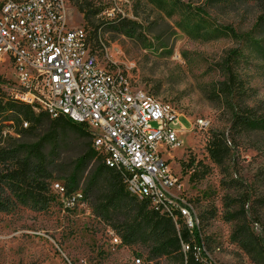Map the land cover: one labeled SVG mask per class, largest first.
Wrapping results in <instances>:
<instances>
[{"label": "rangeland", "instance_id": "rangeland-1", "mask_svg": "<svg viewBox=\"0 0 264 264\" xmlns=\"http://www.w3.org/2000/svg\"><path fill=\"white\" fill-rule=\"evenodd\" d=\"M66 2L68 22L85 29L100 63L120 69L179 114L181 145L164 158L178 177L176 193L193 207L194 230L208 258L213 264H264V130L239 134L230 127L233 111L264 108V63L253 55L240 61L246 90L234 93L229 104L218 91L226 82L229 52L240 47L239 37L261 13L258 2L80 0L82 13L75 0ZM13 73L8 61L0 63L5 98L14 88ZM216 134L227 144L221 164L209 154ZM79 137L73 130L65 136L66 163L85 148L88 140ZM57 183L65 186L66 180ZM76 193L60 195L41 212L18 205L0 213V264H180L173 257L149 258L139 245H112L116 230L97 217L90 201L73 200Z\"/></svg>", "mask_w": 264, "mask_h": 264}, {"label": "built area", "instance_id": "built-area-1", "mask_svg": "<svg viewBox=\"0 0 264 264\" xmlns=\"http://www.w3.org/2000/svg\"><path fill=\"white\" fill-rule=\"evenodd\" d=\"M67 11L66 0H0V63L8 61L14 71L10 98L52 119L84 124L95 152L125 178L127 191L169 215L177 228L183 220L191 233L198 227L195 212L176 193L178 177L164 158L181 145L185 128L179 114L135 87L120 69L100 63L85 29L70 25ZM197 125L206 122L199 119ZM52 190L65 196L59 183ZM74 195L73 200L81 197ZM110 241L121 245L113 234ZM192 251L196 257L205 253L204 247Z\"/></svg>", "mask_w": 264, "mask_h": 264}, {"label": "trees", "instance_id": "trees-1", "mask_svg": "<svg viewBox=\"0 0 264 264\" xmlns=\"http://www.w3.org/2000/svg\"><path fill=\"white\" fill-rule=\"evenodd\" d=\"M223 1L214 0L215 4ZM256 1L261 11L256 24L249 33L239 37L240 47L231 50L226 60V82L218 89L224 96L223 104H229L234 93L244 94L246 90L238 74L240 61L253 55L264 63V38H257L264 35V0ZM79 3L80 0H75L74 6L82 13ZM243 111H233L231 129L239 134L264 130V108L246 106ZM24 122H27L25 128ZM71 130L88 141L69 164L63 158L62 146ZM208 143L210 159L223 163L227 155L224 137L213 135ZM59 179L66 180L65 197L75 191L90 201L97 217L116 230L121 244L139 245L145 248L149 258L173 257L180 264H213L206 253L202 252L200 257L193 254V246L203 247L197 230L193 231L194 240L181 219L177 220V228L169 215L151 208L147 201L138 200L127 191L125 178L107 168L95 152L91 133L84 124L62 116L52 119L44 112L35 113L30 105L15 101L9 95L7 98L0 95V213H11L18 205L41 212L60 198L52 190ZM184 244L190 247L185 253Z\"/></svg>", "mask_w": 264, "mask_h": 264}]
</instances>
